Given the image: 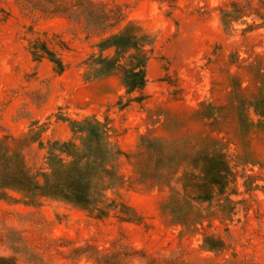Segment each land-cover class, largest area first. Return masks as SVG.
Here are the masks:
<instances>
[{
	"label": "rangeland",
	"instance_id": "374dc122",
	"mask_svg": "<svg viewBox=\"0 0 264 264\" xmlns=\"http://www.w3.org/2000/svg\"><path fill=\"white\" fill-rule=\"evenodd\" d=\"M130 23L149 58L128 91L95 61ZM86 118L109 126L108 215L0 188V264H264V0H0V173L45 167ZM149 143L163 183L141 179ZM198 154L231 172L202 202Z\"/></svg>",
	"mask_w": 264,
	"mask_h": 264
},
{
	"label": "trees",
	"instance_id": "16d2710c",
	"mask_svg": "<svg viewBox=\"0 0 264 264\" xmlns=\"http://www.w3.org/2000/svg\"><path fill=\"white\" fill-rule=\"evenodd\" d=\"M136 31L137 27L130 23L121 32L101 41V53L110 46L115 48V52L109 57L98 55L95 61L99 65L97 69L102 73H108L115 68L122 69V80L128 91L142 88L146 81L145 67L149 55L145 45L148 38L146 34L138 35ZM122 58H127L124 64H121ZM54 61L62 70L61 62ZM70 127L72 137L58 144L54 142L50 146L46 165L41 169L32 171L22 162V155L15 153L18 162L10 170L0 173V188L18 191L31 201L40 197L59 199L87 209L98 217L107 216L109 207L103 199L105 190L120 179L114 167L107 166L108 157L112 154L108 146L109 126L94 118H86L72 120ZM147 148L149 164L141 169V179H151L155 184L163 183L169 177V171L158 170L156 149L152 143ZM167 161L170 162V159L167 158ZM190 162L198 173H190L187 177L185 172L182 177L184 187L198 185V188H203V192L193 194L194 200L202 202L210 200L213 194L225 193L231 172L223 154H198ZM193 178H198L201 183L191 182ZM207 186L215 193L212 194L209 189L207 192ZM217 247L216 244L209 246L210 249ZM5 260L7 261L0 257V262Z\"/></svg>",
	"mask_w": 264,
	"mask_h": 264
}]
</instances>
